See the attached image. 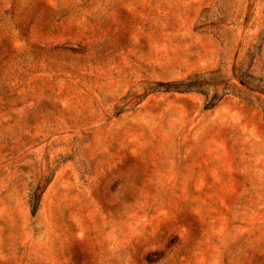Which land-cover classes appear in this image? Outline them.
I'll use <instances>...</instances> for the list:
<instances>
[{
	"label": "rangeland",
	"instance_id": "rangeland-1",
	"mask_svg": "<svg viewBox=\"0 0 264 264\" xmlns=\"http://www.w3.org/2000/svg\"><path fill=\"white\" fill-rule=\"evenodd\" d=\"M0 264H264V0H0Z\"/></svg>",
	"mask_w": 264,
	"mask_h": 264
},
{
	"label": "trees",
	"instance_id": "trees-1",
	"mask_svg": "<svg viewBox=\"0 0 264 264\" xmlns=\"http://www.w3.org/2000/svg\"><path fill=\"white\" fill-rule=\"evenodd\" d=\"M37 207H38V201L33 202V203H32V211H33V212H36Z\"/></svg>",
	"mask_w": 264,
	"mask_h": 264
}]
</instances>
